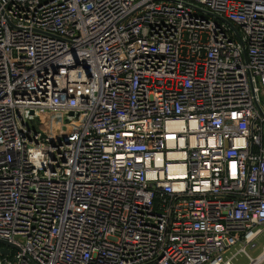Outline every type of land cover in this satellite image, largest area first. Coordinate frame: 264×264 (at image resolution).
Returning a JSON list of instances; mask_svg holds the SVG:
<instances>
[{"label":"built area","instance_id":"obj_1","mask_svg":"<svg viewBox=\"0 0 264 264\" xmlns=\"http://www.w3.org/2000/svg\"><path fill=\"white\" fill-rule=\"evenodd\" d=\"M263 232L264 0H0V264H232Z\"/></svg>","mask_w":264,"mask_h":264},{"label":"rangeland","instance_id":"obj_2","mask_svg":"<svg viewBox=\"0 0 264 264\" xmlns=\"http://www.w3.org/2000/svg\"><path fill=\"white\" fill-rule=\"evenodd\" d=\"M263 247H264V232L259 236L258 239H256V246L254 248H248L247 253L252 258H254L261 250H263ZM238 248H239L238 245L233 246L228 254H230L231 252H235ZM249 262L251 263V260L249 259L248 255L242 252L237 253L232 260V264H248ZM259 264H264V259Z\"/></svg>","mask_w":264,"mask_h":264},{"label":"bare ground","instance_id":"obj_3","mask_svg":"<svg viewBox=\"0 0 264 264\" xmlns=\"http://www.w3.org/2000/svg\"><path fill=\"white\" fill-rule=\"evenodd\" d=\"M264 259V252L256 260L252 261V264H259Z\"/></svg>","mask_w":264,"mask_h":264},{"label":"crops","instance_id":"obj_4","mask_svg":"<svg viewBox=\"0 0 264 264\" xmlns=\"http://www.w3.org/2000/svg\"><path fill=\"white\" fill-rule=\"evenodd\" d=\"M263 252H264V247H263V250H261L254 258H252L249 254H248V257L250 260H256L261 254H263ZM248 264H252V262L251 263L249 262Z\"/></svg>","mask_w":264,"mask_h":264},{"label":"water","instance_id":"obj_5","mask_svg":"<svg viewBox=\"0 0 264 264\" xmlns=\"http://www.w3.org/2000/svg\"><path fill=\"white\" fill-rule=\"evenodd\" d=\"M0 243L7 244L6 242H4V241H2V240H0Z\"/></svg>","mask_w":264,"mask_h":264}]
</instances>
